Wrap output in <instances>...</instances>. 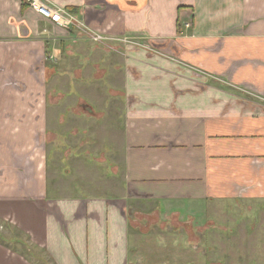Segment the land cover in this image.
Masks as SVG:
<instances>
[{"label":"crops","instance_id":"obj_1","mask_svg":"<svg viewBox=\"0 0 264 264\" xmlns=\"http://www.w3.org/2000/svg\"><path fill=\"white\" fill-rule=\"evenodd\" d=\"M43 1L107 38L92 41L89 31L57 26L22 0H0V264H140L132 232L151 204L152 214L174 218L180 231L166 249L184 240L199 249L198 232L212 227L217 202L237 218L264 219V0ZM121 38L160 46L151 52ZM48 54L53 63L45 66ZM46 67L63 75L95 71L111 93L104 104L118 123L108 152L112 192L67 191L72 181L62 178L76 172L92 182L85 167L96 162L70 156L72 173H60V150L50 148L49 161L44 140L70 133L59 128L61 114L47 106L41 133L39 99L11 94L9 77L38 88ZM189 229L193 241L183 234ZM183 247L171 250L176 264Z\"/></svg>","mask_w":264,"mask_h":264},{"label":"rangeland","instance_id":"obj_2","mask_svg":"<svg viewBox=\"0 0 264 264\" xmlns=\"http://www.w3.org/2000/svg\"><path fill=\"white\" fill-rule=\"evenodd\" d=\"M42 60H45V66L47 64L50 66L53 63L49 54L42 57ZM42 71L41 68L40 75H42ZM48 71L50 70L46 67L45 74L43 73L45 77L44 79L40 78L38 88L36 86L31 87V82L27 80L24 82L9 77L7 84L12 87L10 89L12 91L11 94L23 95L25 98L33 96L39 99V119L40 123L42 122L40 128L41 133L44 129H46V132L48 127L47 121L46 124L44 123V113H48L47 106L49 107L50 105L52 111H55L57 115L61 114L60 123L62 126L59 125V128L70 129V133L68 135H58V131H54L58 136H52L51 139L46 137L47 139L45 138L44 140L49 150L47 151L49 161L54 154L53 151H50V148L55 146L60 150L61 155L58 153V156L55 158L60 173L65 174L64 172L69 170L72 173L74 164L77 161H69L68 158L70 156H79L80 154L82 158L96 162L95 165L87 162L88 167H85L93 173L92 182L86 183L81 181L80 178H75L74 175L78 177L76 172H74L73 176H64L65 178L63 177L62 179L66 182L72 181L71 183L73 185V188L67 191L74 194L83 193L87 189L86 187H90L89 189H94L97 193L101 191L112 192L106 179L109 174L108 167L112 160L108 152L110 148L115 147L116 138L118 137L116 133L117 128L115 129V127L118 126V123H115V119L112 117L113 115L109 110L105 109V105L107 104H104L110 98L111 93L109 94L108 90L105 89V82L101 79V75L99 76L95 71L72 72L66 75H63V72L59 71H50L49 73ZM58 74H62V76ZM78 81L84 84H78ZM84 94L87 97L88 103L93 106V114H90L84 108V105H87L85 104L87 100L82 99ZM25 103V110L28 115H32L31 108H37L36 105L33 106L30 100L29 102L27 101L26 105ZM111 106V110L115 109V112L116 108L120 109V106H116V104ZM35 118L36 115L34 114ZM83 129H86L85 132ZM112 133H114L115 137ZM40 143L42 142L40 141ZM66 150H71L72 154L66 152ZM87 150L91 152H87ZM65 153L66 157L61 158L60 156H63ZM103 153L105 155H102ZM91 155L93 156L92 158L90 157ZM104 159L107 162H104ZM97 162L99 165L104 163V168L102 166L98 167ZM96 171L99 175H96ZM248 205L250 208H254L255 206V204L250 202ZM215 206V213L213 211L210 213L215 221L211 224L212 227L209 229L204 227L203 230L206 229L204 232H202V229L198 232V248L200 249L202 247L204 249H193L192 246L183 247V243L188 244L185 240L184 242L178 243V245L175 244V247H169L168 249L161 246L164 245L166 239L174 238L180 231L176 232L172 229V226L175 225L174 218L172 222L170 218H167L163 222L155 214H152V211L155 210L152 204L146 205L140 212L137 210L140 219H137V223H133L136 224L135 226L139 231L132 232L135 235L132 239V246L134 245L136 247V253H138L140 259L147 261L146 258H150L152 264H166L164 262L165 259L160 262V255L168 257L167 264H176L174 263L173 252H179L182 247L184 248L183 264H205L208 261H221L226 262V264H264V219L262 217L258 219L255 216L256 214L250 216L251 219L244 215L237 218L238 214H230L227 211L230 209L228 208L227 202L224 201L217 202ZM237 207L239 208V205ZM254 211L256 210L252 209L253 214ZM224 212H227V215ZM235 218L239 219L240 222L235 229H231L234 225ZM260 219L263 221L262 223L261 221L259 222ZM251 223L253 224L252 228H250ZM190 230L183 234H185L184 236L187 240L193 241L192 231ZM175 240L177 241L174 238L172 242ZM159 247L162 251H160ZM165 251L167 255L164 254ZM197 251L199 252L197 253ZM132 253L134 252L132 251ZM43 257L46 258L45 256ZM142 260H140V264H145ZM178 264L182 263L179 262Z\"/></svg>","mask_w":264,"mask_h":264},{"label":"built area","instance_id":"obj_3","mask_svg":"<svg viewBox=\"0 0 264 264\" xmlns=\"http://www.w3.org/2000/svg\"><path fill=\"white\" fill-rule=\"evenodd\" d=\"M28 6L33 9L36 13H38L41 17L47 19L49 22L60 26L62 28H70L73 25H77L78 27H82L84 30L89 31L90 38L95 42H101L107 37L102 34L100 31H90L86 29V26L82 22H78L76 16L69 12L68 10L61 7H53L45 3L43 0H22ZM184 27H188V23L183 24ZM122 42H130L132 45H136L138 47H143L151 52H157L158 47L160 46L157 41H132L128 38H121ZM197 77H200L203 73L197 71L194 73Z\"/></svg>","mask_w":264,"mask_h":264}]
</instances>
